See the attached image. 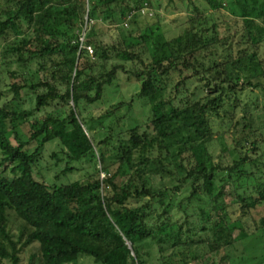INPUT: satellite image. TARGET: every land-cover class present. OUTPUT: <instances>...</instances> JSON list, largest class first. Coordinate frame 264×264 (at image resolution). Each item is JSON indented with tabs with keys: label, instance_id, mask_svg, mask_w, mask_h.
Here are the masks:
<instances>
[{
	"label": "trees",
	"instance_id": "16d2710c",
	"mask_svg": "<svg viewBox=\"0 0 264 264\" xmlns=\"http://www.w3.org/2000/svg\"><path fill=\"white\" fill-rule=\"evenodd\" d=\"M181 1L188 5L177 18H186L176 24L182 32L167 38L160 24L135 26L154 16L150 0H0V74H9L13 95L0 105V261L22 264L21 251L38 243L29 264L86 256L97 264H146L149 239L161 264L202 263V245L222 261L260 206L255 225L264 230V138L255 113L234 124L236 158L211 151L215 122L235 119L238 93L262 86L253 79L264 77V0H245L233 52V36L221 37L218 22L194 0ZM206 1L214 10L224 3ZM119 21L117 37L105 42L107 27ZM84 32L93 54L81 48ZM33 65L44 73L37 82ZM121 72L140 84L130 104L137 97L151 105V130L130 128L108 159L84 127L81 104L103 100ZM38 87L45 91L36 94L35 110L55 101L63 110L31 119L35 111L23 108L22 96ZM54 141L66 163L54 179L95 158L96 149L102 167L72 181L38 179L35 168ZM10 215L21 221L17 235Z\"/></svg>",
	"mask_w": 264,
	"mask_h": 264
},
{
	"label": "rangeland",
	"instance_id": "374dc122",
	"mask_svg": "<svg viewBox=\"0 0 264 264\" xmlns=\"http://www.w3.org/2000/svg\"><path fill=\"white\" fill-rule=\"evenodd\" d=\"M246 1L249 3L252 2V0ZM150 2V8L154 12V16L149 18L141 17L139 23L135 26L138 27L140 25L143 27L145 24L156 23L155 25L160 24L167 38L179 35V33L182 32V26H177L176 24H183L186 18H177L182 17L188 12V5L181 0H150ZM194 3H197L200 9H204L209 17L214 18V20L218 22L221 37L233 36L230 51H235L237 41L241 34L240 29L244 27V19L239 13L245 0H224L223 6L217 10H214L206 0H194ZM174 19H177L176 23L174 22ZM120 25H122V22H120L118 26L113 25L110 28L106 26L107 33L102 35L103 40L107 43L112 42L117 37L119 28L122 27ZM130 28H132V26L129 25L125 30L128 31ZM133 28L135 27L133 26ZM127 67L130 68V65ZM37 69L38 66L33 65L32 69H30L31 73L29 74L35 82L41 79L44 75L41 70L37 71ZM259 80L262 82V86L259 88H247L238 93L239 106L235 108V119L230 121V118H226L222 124H217V122H215V130L218 131V135L211 146L213 154L224 152L225 157L228 160L238 156L236 148L233 149L231 147L232 138L235 132L234 124L236 120L243 115L248 117L250 112L255 113V116L257 117L255 123L262 126V135H259V137L264 138V77L255 80L253 79L254 82ZM10 82L11 78L6 71L0 74V91L3 93V99L0 100V105L5 99L8 100L13 97L12 93L9 91ZM199 85H201V83H198V90H202V87ZM195 86L196 85L194 84L190 86V93L195 90ZM139 89L140 84L134 76L121 72L115 83L111 86H107L103 100L93 104H81L82 115L87 122L84 127L88 132L90 139L96 145V148H104L106 150V156L108 159L113 156L115 151L114 147L120 143L121 138H126V132L130 128L135 126L140 127L139 131L141 133L144 131L150 132L151 130L148 125L152 114L151 105L147 103L146 100L137 97L130 104L131 97H135L139 92ZM172 90H174V88H172ZM44 91L45 89L43 87H38L36 93L32 92L22 96L23 108L35 111L31 119L35 116L41 117L44 113L56 109L58 111L59 108L63 110L64 105L61 102L58 103V101H55L49 106L42 107L41 110H35L36 94ZM201 94L202 93L199 95ZM177 101L178 99L176 102ZM68 106H71V102ZM217 121L220 120L217 119ZM225 131L227 132L225 133ZM237 135L239 134L237 133ZM107 137H109L107 144L99 143ZM47 145V150L34 171L36 177L40 180L45 179L47 182H58L61 179V181L66 182L81 179L87 171L94 170L96 166L101 168L103 165L98 160L97 155L99 154V151L96 149L95 158L84 160L81 163H75V166L79 169H74L66 177L62 176V178L54 179L56 174H60L61 169L64 168L66 163L65 160H61L60 158V146L57 142L54 141ZM246 147H249V145L246 144ZM262 147L264 148V143L262 144ZM55 152L60 155L56 154L52 156L51 154ZM1 159L2 154L0 153V160ZM4 176L12 178L8 172L5 173ZM261 214H263V206H260L257 211H253L252 216L246 220L244 226L246 236L242 238V240L235 242L231 247L227 248L230 255L229 259L220 261V257L223 255L222 253H209L208 246L202 245L199 250L203 249L208 252L203 257V262L191 261L190 264H264V230L258 229L257 225H255V219H257L256 223H258ZM191 220H196V216H191ZM182 221H184V219H182ZM20 223L21 221L16 218L15 215H10V228L16 235L19 231ZM194 231L199 232V227L194 228ZM240 231V229L237 230L235 234L238 235ZM38 246V243H33L21 251L22 264H29L31 255L38 252ZM143 248V250L148 253L144 255L146 264H161L158 258L159 253L157 245L152 239L144 241ZM0 264H11V262L7 259H2ZM67 264L97 263H95L91 257L86 256L79 257L76 259V262L68 261Z\"/></svg>",
	"mask_w": 264,
	"mask_h": 264
},
{
	"label": "built area",
	"instance_id": "2783aa9c",
	"mask_svg": "<svg viewBox=\"0 0 264 264\" xmlns=\"http://www.w3.org/2000/svg\"><path fill=\"white\" fill-rule=\"evenodd\" d=\"M147 5V4H146ZM147 13L148 12V8H143L142 9V13ZM149 14H152L151 12L149 13ZM125 25H127V23L125 22ZM84 36H85V32L81 35V37H80V41H81V48L83 47V48H85L87 51H88V53H90V54H93V47L91 46V45H88V44H85L84 43Z\"/></svg>",
	"mask_w": 264,
	"mask_h": 264
},
{
	"label": "crops",
	"instance_id": "0c3cea01",
	"mask_svg": "<svg viewBox=\"0 0 264 264\" xmlns=\"http://www.w3.org/2000/svg\"><path fill=\"white\" fill-rule=\"evenodd\" d=\"M244 6V3H243V5L241 6V8H240V12H241V9H242V7ZM240 14V13H239ZM246 19V18H245Z\"/></svg>",
	"mask_w": 264,
	"mask_h": 264
}]
</instances>
